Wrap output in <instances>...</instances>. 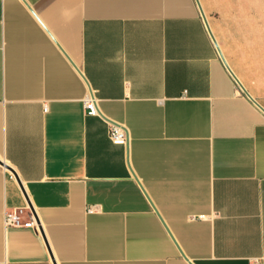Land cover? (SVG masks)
<instances>
[{"label": "crops", "instance_id": "obj_1", "mask_svg": "<svg viewBox=\"0 0 264 264\" xmlns=\"http://www.w3.org/2000/svg\"><path fill=\"white\" fill-rule=\"evenodd\" d=\"M199 3L0 0V264H264V18Z\"/></svg>", "mask_w": 264, "mask_h": 264}, {"label": "built area", "instance_id": "obj_2", "mask_svg": "<svg viewBox=\"0 0 264 264\" xmlns=\"http://www.w3.org/2000/svg\"><path fill=\"white\" fill-rule=\"evenodd\" d=\"M85 108L87 109L89 114H99L97 100L89 94L85 98ZM109 138L115 144H127L128 142V132L122 126L110 123L109 124ZM23 208H19L13 212H6L5 213V225L6 226H32L36 227V222L31 215L28 221L23 219Z\"/></svg>", "mask_w": 264, "mask_h": 264}, {"label": "rangeland", "instance_id": "obj_3", "mask_svg": "<svg viewBox=\"0 0 264 264\" xmlns=\"http://www.w3.org/2000/svg\"><path fill=\"white\" fill-rule=\"evenodd\" d=\"M257 2V8H256V15H257V18H261V19H258L259 22H262L263 18H264V7L263 4H264V0H256ZM260 6V7H259ZM257 27H261V26H257Z\"/></svg>", "mask_w": 264, "mask_h": 264}, {"label": "water", "instance_id": "obj_4", "mask_svg": "<svg viewBox=\"0 0 264 264\" xmlns=\"http://www.w3.org/2000/svg\"><path fill=\"white\" fill-rule=\"evenodd\" d=\"M197 2H198V4H199V8H200V10H201L202 15L205 17L204 12H203V9H202V7H201V5H200V3H199V0H197ZM218 49H219V46H218ZM219 51H220V54L222 55L220 49H219ZM222 56H223V55H222ZM240 86L242 87V89H244V91H245L246 93H248V92L245 90V88L242 86V84H240ZM0 164L5 165V164L3 163L2 160H0ZM5 166H6L7 168L11 169L9 166H7V165H5Z\"/></svg>", "mask_w": 264, "mask_h": 264}]
</instances>
